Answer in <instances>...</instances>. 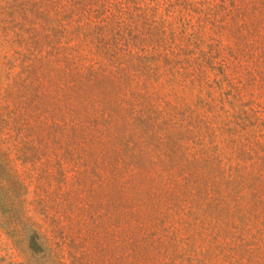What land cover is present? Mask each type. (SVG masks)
I'll list each match as a JSON object with an SVG mask.
<instances>
[{
    "label": "rangeland",
    "instance_id": "rangeland-1",
    "mask_svg": "<svg viewBox=\"0 0 264 264\" xmlns=\"http://www.w3.org/2000/svg\"><path fill=\"white\" fill-rule=\"evenodd\" d=\"M0 264H264V0H0Z\"/></svg>",
    "mask_w": 264,
    "mask_h": 264
}]
</instances>
